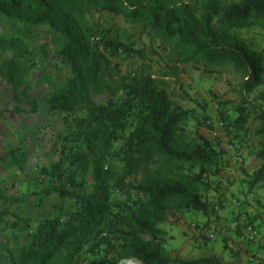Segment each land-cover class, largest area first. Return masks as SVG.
<instances>
[{"label":"trees","instance_id":"16d2710c","mask_svg":"<svg viewBox=\"0 0 264 264\" xmlns=\"http://www.w3.org/2000/svg\"><path fill=\"white\" fill-rule=\"evenodd\" d=\"M91 11L135 25L149 47L161 48L163 74L153 78L144 63L133 76L115 74L109 60L119 57L126 44L102 29L95 32H103L104 50L91 43L89 29L81 24ZM1 23L11 26V35L0 38V75L11 84L16 103L29 98L25 77L32 62L24 37L32 30L65 38L55 56L70 77L45 91L42 105L46 112L69 118L71 143L58 162L67 170L69 184L83 188L86 175L92 178V191L78 190L71 210L32 230L11 261L220 264L211 257L183 260L170 255L164 247L168 235L160 225L173 216L213 213L209 192L218 191L222 173L244 170L237 139L246 136L249 124H255L256 166L242 179L249 191L264 185V93L250 97L264 86V52L238 36L242 30H264V0H0ZM186 65L209 73L229 69L236 77L235 116L228 124L220 121L219 137L189 128L195 111L177 101L188 97L168 92L165 78L177 77L179 66ZM38 109L39 103L32 102L31 111ZM204 126L216 131L210 120ZM226 144L234 150L228 152ZM235 156L241 161H234ZM138 171L141 179L130 182ZM113 189L125 199L111 200Z\"/></svg>","mask_w":264,"mask_h":264},{"label":"rangeland","instance_id":"374dc122","mask_svg":"<svg viewBox=\"0 0 264 264\" xmlns=\"http://www.w3.org/2000/svg\"><path fill=\"white\" fill-rule=\"evenodd\" d=\"M81 24L89 29L91 43L97 44L102 51L106 46L103 42V32L99 35L95 32L96 29H102L104 33L107 30L108 35L114 33L126 44L125 50H118L119 57L109 60L110 66H116L115 74L126 73L133 76L141 63L149 64L147 72L151 73L153 78L163 74L164 58L160 57L161 48L156 44L153 45L154 49L149 47L147 37H140L139 29L122 17L104 11H91L83 16ZM29 33L30 36L24 37L32 62L25 77L29 98L16 103L12 97L11 84L0 75V264H14L11 260L17 258V250L27 241L32 230L46 219L63 216L70 211L75 204L78 190L83 194L92 191L91 176L86 175L83 188L73 186L66 179L67 170L61 168V163L58 164L71 143L69 118L62 112H46L42 105L43 93L59 87L70 77L69 70L61 65L55 56V50L62 47L65 38L51 32L30 30ZM8 35H11V26L1 23L0 38ZM238 36L253 49L264 52V30H242L238 32ZM130 44L133 46L131 49L128 47ZM165 80L169 85L168 92L173 91L175 96H183L185 92L188 99L177 98V101L184 108H192L195 111L196 120L190 122L188 127L198 134L208 138L217 137L219 132H210L204 122L224 120L228 124L234 118L238 97L234 90L236 77L231 70L222 69L209 73L193 65L179 66L178 76L167 77ZM260 93H264V86L258 87L250 97L254 98ZM101 98L102 96L95 97V101L98 102ZM34 101L39 103V109L35 112L31 111ZM15 107L19 108V111H14ZM247 127L246 136L237 141L245 166H250L251 171L252 167L256 166L257 148L253 133L255 124H249ZM60 173L63 174L61 178L58 177ZM225 175L227 177H222L220 182L226 180V184H229L228 179L233 176L228 177L226 173ZM140 179L141 174L138 171L129 181ZM243 180L241 181L244 182ZM253 195L249 197L250 202L258 196V199H261L258 203L262 202L264 205V185H259ZM110 198L118 202L124 200L125 195L113 189ZM216 199L218 198L212 197L213 203L219 206ZM216 212L218 211H213ZM177 218L178 216H173L168 222L160 225L168 235L165 250L183 260L201 257L203 254H199L200 252L195 255L188 254L189 252L182 248L189 241L191 233L186 226L179 225ZM210 227L208 231L214 233V239L208 240V245L219 249L221 234L216 227ZM229 239L232 242V238ZM241 240L243 241L242 238ZM204 247H207L206 243L200 244L199 248ZM252 257L253 261L246 260L245 264H264V259ZM211 258H215L220 264L230 262L227 256L224 260Z\"/></svg>","mask_w":264,"mask_h":264},{"label":"crops","instance_id":"0c3cea01","mask_svg":"<svg viewBox=\"0 0 264 264\" xmlns=\"http://www.w3.org/2000/svg\"><path fill=\"white\" fill-rule=\"evenodd\" d=\"M252 168L254 169L255 167ZM249 169L250 166L246 165L241 174L236 170H234V173L232 169L231 174H233V177L228 179L229 184H226L227 181L223 180L218 183L217 192L214 193L211 191L212 197L218 198L216 201H219V206L212 202V206H214L213 210L218 212L206 215L195 216L187 214L184 216H178L177 219L179 220V225L186 226L191 233L189 241L186 242L182 248L184 251L189 252L188 254L195 255L199 252V254H203L201 257H195L194 259L211 256L217 257L219 260H224L227 256L230 261L229 264H245L244 261L250 260L253 258L252 256L264 259V247L257 244H247L242 241L238 228V215L246 216L245 213L247 212V216L252 217L257 221L260 233L264 237V214H262L264 211V205L262 202L260 204L258 203V201L261 200L258 199V196L253 199V202L252 200L250 202V198L257 187L249 191L247 186L241 181L248 173L250 174L252 172L253 169L251 171ZM225 173L226 171L222 173L223 178L227 177ZM180 222L185 223L180 224ZM210 226L216 227L221 234V246L219 249L209 246L206 239L202 237L203 233L211 228ZM229 237L232 238V242ZM204 243L207 244V247L199 248L200 244ZM231 243L232 246H229ZM225 246L229 248L232 247V249L228 248L226 250L224 249L226 248ZM224 251L229 253H225Z\"/></svg>","mask_w":264,"mask_h":264},{"label":"built area","instance_id":"2783aa9c","mask_svg":"<svg viewBox=\"0 0 264 264\" xmlns=\"http://www.w3.org/2000/svg\"><path fill=\"white\" fill-rule=\"evenodd\" d=\"M214 123L216 130L219 132V135L221 136L222 123L220 121H215ZM223 142L227 143V140L223 139ZM225 146L226 149H228L227 150L228 152L229 151L232 152L234 150L232 145L227 146L226 144ZM234 161L240 162L241 158L235 156ZM251 218L252 217L249 216L238 215V228L241 234V238L249 243L264 245V237L260 233L259 225L257 224V221H252ZM202 237L205 238L206 240H212L214 239V233L207 231L203 233ZM229 246H232V244H230Z\"/></svg>","mask_w":264,"mask_h":264}]
</instances>
